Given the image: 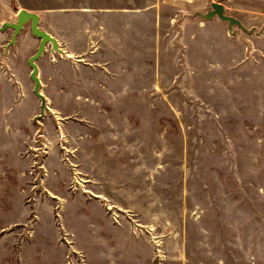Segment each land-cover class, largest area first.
Returning a JSON list of instances; mask_svg holds the SVG:
<instances>
[{
    "label": "rangeland",
    "instance_id": "obj_1",
    "mask_svg": "<svg viewBox=\"0 0 264 264\" xmlns=\"http://www.w3.org/2000/svg\"><path fill=\"white\" fill-rule=\"evenodd\" d=\"M217 1L238 25L211 8L92 56L56 0H0L63 50L41 116L39 40L0 33V264H264V0Z\"/></svg>",
    "mask_w": 264,
    "mask_h": 264
},
{
    "label": "crops",
    "instance_id": "obj_2",
    "mask_svg": "<svg viewBox=\"0 0 264 264\" xmlns=\"http://www.w3.org/2000/svg\"><path fill=\"white\" fill-rule=\"evenodd\" d=\"M59 3L56 10L69 13L67 17L57 18L59 25L75 27L85 26L90 54L97 53L111 56H126L120 53L126 50V45L120 43L149 41L156 43L161 26H173L178 21L181 28L192 18L211 10L217 0H56ZM40 15L36 11L27 10ZM203 21V20H202ZM213 24H224L217 16H213ZM206 22V21H205ZM216 22V23H215ZM211 24L210 21L205 23ZM227 24V23H226ZM73 33L74 38L69 40L77 42L82 38L80 32ZM52 36V35H51ZM59 44V39L54 36ZM136 44V43H135ZM138 48L141 46L129 45ZM61 48V47H60ZM152 48V47H150ZM62 50V49H61ZM138 50V49H134ZM63 52V50H62ZM110 52H113L111 54ZM78 57H82L81 54ZM78 61V60H77Z\"/></svg>",
    "mask_w": 264,
    "mask_h": 264
},
{
    "label": "water",
    "instance_id": "obj_3",
    "mask_svg": "<svg viewBox=\"0 0 264 264\" xmlns=\"http://www.w3.org/2000/svg\"><path fill=\"white\" fill-rule=\"evenodd\" d=\"M211 8L213 9V11L209 13L208 18L217 16L222 21L225 22L228 21L231 24H236V25L239 24L237 20L223 16L222 5L213 4ZM26 25H29L32 36L39 40V45L36 52L28 59L27 63L30 68V75H29L30 80L34 83L33 93L40 101V111L42 116L44 115V112L47 110V107H46V99L44 95L40 92L41 81L39 79V68L37 66V61L43 56L47 46H51V50L57 53H61L62 50L53 36H51L46 31L40 29L39 16L36 13L29 12L25 9L18 11L16 16V21L14 23L5 22L0 27V33L6 30H12V36L10 41L7 43L5 47L6 49L15 44L17 37L19 36L20 32L24 30Z\"/></svg>",
    "mask_w": 264,
    "mask_h": 264
},
{
    "label": "bare ground",
    "instance_id": "obj_4",
    "mask_svg": "<svg viewBox=\"0 0 264 264\" xmlns=\"http://www.w3.org/2000/svg\"><path fill=\"white\" fill-rule=\"evenodd\" d=\"M62 53V52H61ZM48 110V109H47Z\"/></svg>",
    "mask_w": 264,
    "mask_h": 264
}]
</instances>
